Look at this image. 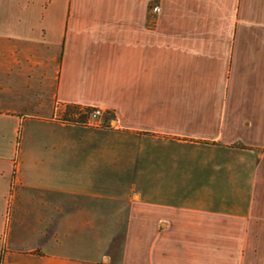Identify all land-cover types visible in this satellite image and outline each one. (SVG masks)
<instances>
[{
	"label": "crops",
	"instance_id": "0c3cea01",
	"mask_svg": "<svg viewBox=\"0 0 264 264\" xmlns=\"http://www.w3.org/2000/svg\"><path fill=\"white\" fill-rule=\"evenodd\" d=\"M0 264H264V0H0Z\"/></svg>",
	"mask_w": 264,
	"mask_h": 264
},
{
	"label": "built area",
	"instance_id": "2783aa9c",
	"mask_svg": "<svg viewBox=\"0 0 264 264\" xmlns=\"http://www.w3.org/2000/svg\"><path fill=\"white\" fill-rule=\"evenodd\" d=\"M80 111H83L84 109L79 108ZM103 111L99 108H92L88 113H86V118L84 122L82 123L85 126H91V127H98L102 124V118H103ZM78 118V115H74L72 117V121H76ZM64 123H68V120H62ZM16 167V160H13V171Z\"/></svg>",
	"mask_w": 264,
	"mask_h": 264
},
{
	"label": "rangeland",
	"instance_id": "374dc122",
	"mask_svg": "<svg viewBox=\"0 0 264 264\" xmlns=\"http://www.w3.org/2000/svg\"><path fill=\"white\" fill-rule=\"evenodd\" d=\"M25 128H26V124L25 122H22L18 128V133L17 135H10L9 138L6 141V145L8 146V148H11L12 150L14 149V153L18 150V143L20 142V144H22L23 146V141L21 142L20 139H22L24 132H25ZM13 160H17L16 156L14 154V157H12Z\"/></svg>",
	"mask_w": 264,
	"mask_h": 264
},
{
	"label": "trees",
	"instance_id": "16d2710c",
	"mask_svg": "<svg viewBox=\"0 0 264 264\" xmlns=\"http://www.w3.org/2000/svg\"><path fill=\"white\" fill-rule=\"evenodd\" d=\"M88 111H90V109H84L83 111H80L78 107H68L66 109V113L69 114V117L64 118L63 120H68V123H83V121L86 118V113H88ZM74 115H78V118L76 121H72V117Z\"/></svg>",
	"mask_w": 264,
	"mask_h": 264
}]
</instances>
